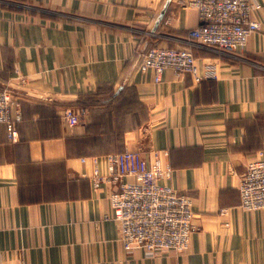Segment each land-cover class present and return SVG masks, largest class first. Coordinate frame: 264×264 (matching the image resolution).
I'll return each mask as SVG.
<instances>
[{
	"label": "crops",
	"instance_id": "crops-1",
	"mask_svg": "<svg viewBox=\"0 0 264 264\" xmlns=\"http://www.w3.org/2000/svg\"><path fill=\"white\" fill-rule=\"evenodd\" d=\"M184 1L0 0V89L21 115L14 140L0 123V264H264V209H242L237 189L264 150V34L233 53L198 45ZM151 46L191 50L218 78L155 82L139 71ZM69 107L85 110L74 125ZM125 150L156 152L190 197L187 251L145 258L101 220L113 187L93 186L92 161Z\"/></svg>",
	"mask_w": 264,
	"mask_h": 264
},
{
	"label": "built area",
	"instance_id": "built-area-1",
	"mask_svg": "<svg viewBox=\"0 0 264 264\" xmlns=\"http://www.w3.org/2000/svg\"><path fill=\"white\" fill-rule=\"evenodd\" d=\"M183 4L197 11V25L188 35L198 45L233 53L246 44L251 33L264 34V21L250 17L256 0H186ZM166 69L175 75L189 73L196 82L218 78L216 63L207 62L201 68L191 50L151 46L143 53L140 72L151 70L153 80L159 82ZM11 106L10 90L0 89V123L8 138L14 140L21 115L18 109L12 114ZM64 113L74 125L85 110L69 107ZM92 163L89 177L93 186L107 181L113 187L109 196L111 211L101 220L118 224L125 249L139 246L145 258H153L158 248H172L177 253L189 249L197 229L191 199L171 185L172 169L161 166L156 152L152 161L138 150H125L106 155L101 164L96 158ZM128 176L132 179L128 180ZM237 189L242 209H264V150L246 165Z\"/></svg>",
	"mask_w": 264,
	"mask_h": 264
}]
</instances>
